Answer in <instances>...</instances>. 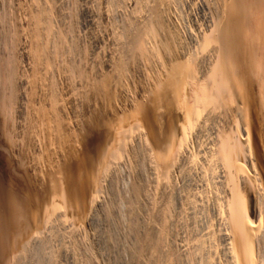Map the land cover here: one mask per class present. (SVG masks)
I'll return each instance as SVG.
<instances>
[{"label": "rangeland", "instance_id": "rangeland-1", "mask_svg": "<svg viewBox=\"0 0 264 264\" xmlns=\"http://www.w3.org/2000/svg\"><path fill=\"white\" fill-rule=\"evenodd\" d=\"M155 1L0 0V264H16L17 261H19L21 264H27L25 263L27 262V260H29L28 264H33L34 262H29H32L33 260L36 261L35 255H33L34 259L32 258V256L29 255L34 252L36 248L35 244L37 242L39 243V241H42L45 245V250L43 249V246L41 247V249H43L44 251L41 250L40 254H42L41 257L43 259V252H45L44 256H47V258L44 260V262L47 261L48 264L51 258V264H118V262L119 264H131L134 260L136 261L132 264H152L153 260L154 264H185V257L187 255H190V252H193L191 250L192 248H195L194 255L196 256V260L198 259L197 264H205L207 260V264H210V262H216L215 264H225L222 250L223 248L220 249L222 243L219 239L221 233L223 232V222L222 218L220 219V217H217L219 209L217 207L219 206V199L221 198V188H218L219 185H216L218 183L217 177L213 176L215 175V173L217 174L218 172V170L216 169L217 164L214 165V160L216 161V157H213V160V158L209 159L210 157L208 158V156H206V158L204 156L206 158V161H209L208 167L207 162H205V158H202L204 154L203 151H205V147L207 146L205 143L206 141L204 142L205 138L203 139V137L204 134H206V130H208L211 125H213L214 121H223L221 120V118L224 119V121L229 120V123L231 122L230 126L234 128L232 129L233 131L236 129V131L234 132H236L237 135L239 134V129H241L240 133H242L243 129L241 123L239 125L241 128L239 126L236 128V124H239L241 120L238 117H242L237 108V104L231 103L229 105L230 107H222L221 110L219 109L220 111L217 110L219 108L218 105H215L216 107L210 106V109L206 108L210 111H207L205 109L204 114H201V119L199 118L200 120H198L197 122V126H195V128H200L199 130L203 134H201L200 131L196 129V131L193 132L194 136L192 137V139L197 134L198 137H196L200 138L198 140H194L195 138L191 140L193 141L191 153L194 154L191 159H193L189 160L190 163L189 161L183 162L184 164H180L181 167L178 166V169L176 166L173 167L168 173L169 176L167 175L166 177H164L165 175H161L160 173L155 172L152 163L149 161V159H147L148 157L143 153L145 150L144 144H142V139L139 138L141 134L140 131H144V129L142 128L143 119L147 115V113L153 112V109L155 108L156 112H159L161 110L158 105L154 104L157 100L155 99L154 101L155 90L157 81L162 76L163 67H166L170 60L180 59V61H182L183 59L184 61L186 60V58L191 57V61L194 64L195 68L196 66H198V69L200 68L199 72L201 70V73H206V71H208L204 70L206 69L205 65L207 63L206 66L208 67L209 65L210 67L211 61H208L206 59L205 61L208 62L203 61L204 59L201 57L200 54L198 55L197 53L198 56L195 54L196 52L194 49H196V46L194 48L192 46L196 45L195 34H198L196 33L198 28L200 27V29H204L205 27V24H203V22L205 23V20L203 21V18H206L207 20L209 19L208 12L205 13L206 11L201 8L210 5L215 6L216 3L214 1L216 0H172L173 2L171 0H166V2L164 3L165 5L163 4L161 5V7L157 6V10L159 11V17L163 15L162 17H160V20L162 19V23L159 20L161 23L159 25L157 23L153 24L155 22H153L152 19H149L151 16V13H149L151 8L155 6V3L157 5V2ZM220 1L221 0H217V3H219L218 5H220ZM205 2H207L208 4H205ZM167 3H169V6H167ZM218 5H216L215 7H217ZM164 6H167V10H165L166 8ZM212 6H210L209 9H211ZM144 7H146V9ZM166 11H168L169 13ZM204 13L207 14L208 17L207 15L204 16ZM165 15L168 16L166 17ZM142 17L143 19H141ZM127 21L129 23H127ZM199 22H201L202 24ZM196 23L199 24L197 25ZM129 24L131 25V27ZM146 25L148 26V28H151L150 25H152L151 29H155L154 34L150 32L151 29H146ZM154 25H158V27ZM170 25L172 26V28H170ZM132 27L134 29H132ZM155 27H157L158 29ZM143 30L146 31H144V34L146 35H144L143 37V51L142 53H139L135 51L133 45L136 43H133V40L134 38H136L135 35L143 36ZM162 30H164L165 32ZM170 30H175L173 32L178 35L173 32H170ZM194 30H196L195 33ZM169 32L172 33V35ZM128 33H130L132 36ZM191 33L194 34V37ZM173 34H175L174 37ZM189 34H191V39L189 38ZM166 36H169V40ZM177 36L179 38H177ZM161 38L164 40H162ZM167 41H170L171 43L175 44L177 42V45L178 43H180V45H178L179 47L181 45L182 46L181 48H179L177 47V45L171 44ZM166 42L171 44L170 48H172V45L174 46L168 54H164L162 48L160 47L161 44L165 45ZM183 43H185V46ZM128 44L130 45L128 46ZM152 47L154 48V50ZM173 52L177 53V55H174ZM138 54L140 55L138 56ZM193 58H195V60H192ZM196 59L198 61H196ZM113 61L114 63H112ZM200 64H203L202 66H204L205 68L200 66ZM137 67L140 69H138ZM209 67L208 69L211 68ZM250 71H252V74H250L251 72H249V76L247 79V87L249 89L248 93L251 92L250 95L253 98H251V100L255 101L257 93L256 90L258 88L257 86H259L258 82H260L258 81V77L255 76H259L260 74L255 75V73L258 72L255 71L254 68H251ZM203 73L202 75H200L203 76ZM253 74L255 76H253ZM137 75H139V77ZM256 78L258 82H256ZM101 81H107L110 86L111 91L109 95L111 97V106H106V104L102 102L101 98L98 97V94H95L97 91L96 88ZM138 84H140L139 87ZM118 89L120 90V92ZM252 91L256 92L254 93ZM122 94L123 96H121ZM115 97L117 99H115ZM116 100L118 101V103ZM259 101L260 99H258V102ZM258 102L256 104H258ZM234 105H236V107ZM212 107H215V109H213L215 111H219V114H221V111H223L225 115L224 113H222L221 117L219 114L217 116V114H214L216 112L211 109ZM227 109L228 111L230 110L231 113L228 114V111L225 112V110ZM233 109H235V111L237 112H235ZM99 110L103 112L105 111L107 115L104 114V116L107 117V119L109 120H116L118 118L127 119L133 117V120L135 119V123L138 126L137 128L131 126L134 125V123L128 126L127 129L129 130V132L127 134H129V147L131 148L129 149V151H133H130L132 153L129 152L128 154H125V156H122V159H120L119 164L116 165L115 170H113L115 174L113 175V180L115 182L114 185L116 186L117 192H119L120 199H118L119 197L116 199V205H107L109 204L108 202L111 196L107 195L106 193H102L103 200L101 198L100 199L101 201H104V209H108V212L106 210H102L101 212L99 211L100 214H98V220H101L102 217L106 216L104 218L105 220L102 218V221H99L100 225H93L90 223L83 224L81 222H76V220L69 215H65V217L61 216L62 212L64 211V208L59 205L58 197H56L53 188L56 183H52L51 181L52 179L53 182L57 181L58 185L61 176H63L64 170H67L71 173L72 171L74 172L77 165L73 163V160L76 158L78 159V157L80 156L82 143L81 139H83L85 136L87 137V133L91 130V128H89L91 125V120L95 113ZM206 111L208 112V115ZM259 111V109L256 110V114L263 116L262 112ZM209 112H212L213 115H210ZM236 113H239L240 116H238V114ZM230 114H233V117L232 115L230 116ZM202 116L207 118L206 120L208 122L209 119H213V122L210 120L211 124L210 122L208 124V122L205 120V118L203 119ZM235 116L237 117L235 118ZM202 119L205 120L207 124H205ZM128 121L130 122V120H126L125 122L128 123ZM233 121L236 126L233 124ZM202 122H204V124ZM198 123L201 125L203 124L202 127L198 125ZM139 126L140 128H138ZM202 128L205 129V132H202ZM87 130L89 131L87 132ZM199 141H203V143H199ZM196 143H199L196 146L197 148L194 147V144ZM201 145H204L205 147H202ZM200 149L203 154L201 153ZM195 151L196 153H198V156L196 155ZM144 156L146 157L145 160L147 161L143 159L145 158ZM195 157H200L199 160L202 159L203 161H201L205 162L204 165H201V161V164L199 165V160L198 162L194 163L198 159H195ZM132 158L136 159L133 160ZM193 160L194 162H192ZM213 162L214 164H211ZM197 163L200 167L197 165ZM189 164L190 168L189 166H187ZM184 165L187 168L184 167ZM137 166L140 167L138 168ZM191 166L192 168H194L195 166V168L193 169L195 173L191 172ZM197 167L200 168V171L198 168L199 172L197 171ZM202 168L203 170L201 172ZM209 168H214L212 170H215L216 172H212V170H210ZM69 169H71L72 171H70ZM173 169L174 171H172ZM188 169H190V171ZM244 170L242 171V174L245 178H247V180L251 181V174L248 172V170ZM184 171L187 172L185 173ZM189 172H191L192 174ZM200 172H205L206 175L209 173L210 175L205 176L204 174L203 176L202 174H200ZM136 173L138 174L136 175ZM199 174L201 175L200 177ZM198 178H200V180ZM203 179H205L206 181ZM216 181L217 183H215ZM187 182L190 184H188ZM51 184H53V186ZM213 184L218 187L215 188V185ZM132 185L136 186L139 192H141V195L140 193H138L136 200L133 199V197L131 196L132 193H130ZM103 190L104 189H102V191ZM51 191H54L53 194H51ZM217 191L220 192L219 195ZM49 193L52 196H50ZM212 193L213 195H211ZM214 195L215 198H220H214L213 201ZM53 198L56 199L54 200ZM134 200L135 202H133ZM20 202L25 203L24 205L26 206V208H29L30 205L32 209H29L34 212L33 214H37L38 218V223L34 226L36 229H33L31 227L33 231L30 230L32 232L29 233L28 230L31 228L27 227L28 230L26 236V231L24 229L26 228V224H28V222L25 223L24 221L26 219L27 221H29L28 218L25 217V213L29 209L27 208L28 210H26V208L24 209L22 207H19L23 206ZM26 203L29 205H26ZM193 203L195 205H192ZM216 204L217 206H215ZM14 205H16L20 210L17 209V207ZM54 206L55 208H53ZM168 209H170L171 211ZM201 209H203L204 211ZM103 211L106 212L104 213ZM15 212L17 214H15ZM209 212H212V214H210ZM206 213H208V215ZM214 215H216L215 218H213ZM59 216L60 218H62V220L57 218ZM45 218L46 220H44ZM106 218H109V220H107ZM14 219H16V221ZM106 220L109 222H106ZM15 222L16 226H14ZM61 224H63V226ZM220 226L222 227V229ZM133 229H135L134 232L132 231ZM21 231H24V235H22L23 233H21ZM103 231H105V236ZM219 232L221 233L219 234ZM41 233L44 235H42ZM184 234L186 235L185 237ZM105 237L107 238L106 240H104ZM31 238L34 240H32ZM37 238L39 239L35 240ZM116 238L117 240H115ZM12 239L14 240L13 242ZM148 239L149 241H147ZM158 239H161L158 244L159 248H157ZM107 240L110 241L108 242ZM33 242L35 244H33ZM42 242L41 244L43 245ZM85 243L87 244V246H85ZM195 243H197V245ZM62 244L64 249L62 248ZM27 245L28 248L31 246L29 248L30 250L33 249L32 253L29 251L28 248L26 250V252L29 251V255H27L26 257L32 258V261H30L31 259L28 258H26L27 260H25V258H23L25 257V255H22L24 253L23 249L25 250ZM198 246H201L202 251ZM155 247L159 249V251ZM65 248L68 249L66 250ZM186 249L188 252H190L188 253ZM155 250L157 251L155 252ZM207 250L210 253L207 252ZM219 250H221V252H219ZM196 251L198 252L197 254ZM203 255L204 257H202ZM132 256H135V258H133ZM206 256H208V259L205 258ZM21 259L22 262L20 261ZM199 259L201 263H199ZM202 259L204 260L202 261ZM212 259H214V261ZM149 260L151 261V263ZM19 262L17 264H20Z\"/></svg>", "mask_w": 264, "mask_h": 264}, {"label": "bare ground", "instance_id": "bare-ground-1", "mask_svg": "<svg viewBox=\"0 0 264 264\" xmlns=\"http://www.w3.org/2000/svg\"><path fill=\"white\" fill-rule=\"evenodd\" d=\"M155 0H153L154 2ZM168 1V0H167ZM172 1V0H171ZM175 1V0H174ZM203 1V0H202ZM201 1V2H202ZM214 1V0H212ZM129 2V1H128ZM147 2V1H146ZM157 5L155 3V6L151 8L150 12V18L152 19L153 24H161L162 19L160 20L159 17V11L157 10V6L163 5L166 0H157ZM173 2V1H172ZM211 2V1H210ZM216 5L217 0L214 1ZM213 2V3H214ZM219 2V1H218ZM108 3V2H107ZM205 4H208L205 2ZM204 4V5H205ZM210 4V3H209ZM112 5V4H111ZM123 5V4H122ZM147 5V4H146ZM151 5V4H150ZM165 5V4H164ZM176 5V4H175ZM201 5V4H200ZM145 6V5H144ZM167 6H169V3H167ZM167 6H164L165 8ZM173 6V5H172ZM203 6V5H202ZM212 6V5H210ZM210 6H205L204 8H201L205 10L209 14V19L203 18V21L205 20L204 29H200V27L196 28L198 33L195 34V43L196 45L192 46L193 48L196 46L195 54H200L201 57L204 59L203 61L208 60L211 61L210 69L205 65V67L202 66L203 64H200V66L204 67V70L206 73H203V76L201 71L199 72L200 68L198 69L191 61V57L186 58V60L180 61L179 60H168V64L166 67H163L162 76L157 81L156 90H155V105H158V107L161 109L159 112H156V108L153 109V112L147 113V115L143 119V129L144 131H140V140L143 141L142 144H144V155H146L149 159V161L152 163L153 169L155 172L160 173L161 175H167L169 176V172L173 167L180 166V164H184L183 162L192 160L191 157L194 155L191 153L192 151V144L193 140H198V134L192 139L193 132L198 129L197 122L201 118V114L203 115L206 108L210 109V106H217V110H221L222 107L227 108L230 107L229 105L237 104V108L241 114L242 117L240 118L239 124L237 123L235 125L234 121L233 124L236 126V128L240 125L242 126V133H240L241 129H239V134L237 135L236 129L233 131L229 120L222 122L214 121L213 119H209V122L211 124V121L213 122V125H211L208 130L201 129L202 132H205L204 134V142L206 143V147L204 145H201L202 147H205V151H201L203 154V159L208 156L209 159H212L213 157H216V161L214 160L213 163L216 166V169L218 170L217 174L213 175L214 177H217V183L215 188H221L220 192L221 198L219 199V206L218 209V218H222L223 222V232H219L220 235V242L222 243L221 248H223V257H224V263L225 264H264V0H221L220 5L215 7L214 5L210 8ZM141 7V6H140ZM147 7V6H146ZM146 7H144L146 9ZM163 7V10H164ZM113 8V6H112ZM122 8V7H121ZM138 9V8H137ZM115 10V9H114ZM149 10V9H148ZM161 10V9H160ZM167 10V8L165 9ZM170 10V9H168ZM116 11V10H115ZM162 11V10H161ZM160 11V12H161ZM175 11V10H174ZM134 12V11H133ZM142 12V11H141ZM148 12V11H147ZM168 12V11H166ZM204 12V11H203ZM135 13V12H134ZM164 13V12H163ZM169 13V12H168ZM167 13V14H168ZM204 13V16L207 15ZM131 14V13H130ZM141 14V13H140ZM166 14V13H165ZM104 15V14H103ZM136 15V14H135ZM146 15V13H145ZM130 16V15H129ZM166 16V15H165ZM168 16V15H167ZM166 16V17H167ZM172 16V15H171ZM203 16V17H204ZM103 17V16H102ZM124 17V16H123ZM126 17V16H125ZM128 17V16H127ZM208 17V15H207ZM131 18V17H130ZM106 19V18H105ZM128 19V18H127ZM143 19V17L141 18ZM167 19V18H166ZM104 20V19H103ZM134 20V19H133ZM145 20V18H144ZM161 23H160V21ZM164 20V19H163ZM172 20V19H171ZM207 20V21H206ZM132 21V20H131ZM143 21V20H142ZM133 22V21H132ZM145 22V21H144ZM171 22V21H170ZM176 22V21H175ZM127 23H129L127 21ZM138 23V22H137ZM143 23V22H142ZM201 23V22H199ZM198 23V24H199ZM122 24V23H121ZM140 24V23H139ZM150 24V23H149ZM152 24V25H153ZM164 24V23H163ZM171 24V23H170ZM175 24V23H174ZM197 24V23H196ZM197 24V25H198ZM202 24V23H201ZM126 25V24H125ZM130 25V24H129ZM133 25V24H132ZM143 25V24H142ZM145 25V24H144ZM152 25L150 27L152 28ZM158 25H154L157 26ZM196 25V26H197ZM110 26V25H109ZM141 26V25H140ZM147 26V25H146ZM164 26V25H163ZM171 26V25H170ZM195 26V25H194ZM126 27V26H125ZM131 27V25H130ZM136 27V26H135ZM138 27V26H137ZM155 27V28H157ZM174 27V26H173ZM139 28V27H138ZM151 28H148L147 30H150ZM163 28V27H162ZM167 28V27H166ZM172 28V26L170 27ZM132 29H134L132 27ZM143 29V28H142ZM158 29V28H157ZM180 29V28H179ZM194 29V28H193ZM136 30V29H135ZM155 30V29H154ZM153 29L150 30L151 33L154 34ZM194 30V33L195 31ZM118 31V30H117ZM125 31V30H124ZM123 31V32H124ZM129 31V30H128ZM143 30V36L135 35L136 38H134L132 44L135 48L136 52L142 53L143 51V37L144 35ZM164 31V30H162ZM175 31V30H173ZM170 30V32H173ZM177 31V30H176ZM141 32V31H140ZM146 32V31H145ZM165 32V31H164ZM163 32V33H164ZM168 32V31H167ZM169 32V33H170ZM192 32V31H190ZM188 32V33H190ZM114 33V32H113ZM150 33V34H151ZM162 33V34H163ZM168 33V34H169ZM175 33V32H173ZM116 34V33H115ZM120 34V33H119ZM125 34V33H124ZM130 34V33H128ZM133 34V33H132ZM149 34V33H148ZM161 34V33H159ZM172 35V33H170ZM176 34V33H175ZM173 34V37L174 35ZM192 34V33H191ZM191 34H189V38L191 37ZM127 35V34H126ZM131 35V34H130ZM129 35V36H130ZM156 35V33H155ZM154 35V36H155ZM164 35V34H163ZM178 35V34H176ZM194 34H192L193 36ZM124 36V35H122ZM128 36V35H127ZM132 36V35H131ZM130 36V37H131ZM170 36V35H169ZM168 36V37H169ZM134 37V36H133ZM147 37V36H146ZM159 37V36H158ZM167 37V36H166ZM167 37V39H168ZM176 37V36H175ZM194 37V36H193ZM192 37V38H193ZM98 38V37H97ZM126 38V36H125ZM129 38V37H128ZM152 38V37H151ZM155 38V37H154ZM172 38V37H171ZM177 38H179L177 36ZM176 38V39H177ZM114 39V38H113ZM117 39V38H116ZM121 39V38H120ZM119 39V40H120ZM149 39V38H148ZM153 39V38H152ZM162 39V38H161ZM175 39V41H176ZM191 39V38H190ZM189 39V40H190ZM130 40V39H129ZM154 40V39H153ZM164 40V39H162ZM169 40V39H168ZM193 40V42H194ZM114 41V40H113ZM116 41V40H115ZM123 41V40H122ZM125 41V40H124ZM146 41V40H145ZM159 41V40H158ZM178 41V40H177ZM112 42V41H111ZM127 42V41H126ZM161 42V40H160ZM170 42V41H167ZM165 43V45L161 44L160 47L162 48L164 54L170 53V50L174 47L172 45V48H170L171 44L175 43ZM180 42V41H179ZM192 42V41H191ZM125 43V42H124ZM145 43V42H144ZM152 43V42H150ZM164 43V42H163ZM126 44V43H125ZM160 44V43H159ZM182 44V43H181ZM185 46V43H183ZM188 44V43H187ZM186 44V46H187ZM130 44H128L129 46ZM147 45V44H146ZM177 45V42L176 44ZM180 45V43H178ZM177 45V47H179ZM132 46V47H133ZM182 46V45H181ZM181 46L179 48H181ZM122 47V46H120ZM159 47V49H160ZM191 47V48H192ZM125 48V46H124ZM123 48V49H124ZM153 48V47H152ZM177 48V49H179ZM113 49V48H112ZM122 49V51H123ZM133 49V48H132ZM147 49V48H146ZM145 49V50H146ZM158 49V50H159ZM176 49V50H177ZM183 49V48H182ZM186 49V47H185ZM190 49V48H189ZM154 50V48H153ZM192 50V49H191ZM117 51V50H116ZM181 51V50H180ZM179 51V52H180ZM188 51V49H187ZM114 52V51H113ZM118 52V51H117ZM130 52V51H129ZM178 52V53H179ZM184 52V51H183ZM192 52V53H193ZM108 53V52H107ZM115 53V52H114ZM126 53V52H125ZM147 53V52H146ZM174 55L177 53L173 52ZM172 53V54H173ZM182 53V52H181ZM190 53V52H189ZM188 53V54H189ZM106 54V53H105ZM130 54V53H129ZM159 54V52H158ZM161 54V53H160ZM113 55V54H112ZM140 54H138L139 56ZM148 55V54H147ZM192 55V54H191ZM197 55V56H198ZM137 56V55H136ZM170 56V55H169ZM180 56V55H179ZM193 56V55H192ZM109 57V56H108ZM135 57V56H134ZM162 57V56H161ZM196 57V56H195ZM120 58V57H119ZM149 58V57H148ZM117 59V58H116ZM129 59V58H128ZM163 59V58H162ZM198 59V58H197ZM196 59V61H198ZM118 60V59H117ZM139 60V59H138ZM192 60H195L193 58ZM200 60V59H199ZM202 60V59H201ZM107 61V60H106ZM195 61V62H196ZM202 61V63H203ZM205 61V62H208ZM124 62V61H123ZM128 62V61H127ZM157 62V61H156ZM114 63V61L112 62ZM131 63V62H130ZM110 64V63H109ZM166 64V63H165ZM122 65V64H121ZM128 65V64H127ZM196 65V64H195ZM113 66V65H112ZM138 66V65H137ZM163 66V65H162ZM194 66V68H193ZM135 67V66H134ZM160 67V66H159ZM109 68V67H108ZM127 68V67H126ZM138 68V67H137ZM143 68V66H142ZM251 68H254L255 71L258 73H255V75L260 74L259 76H253L258 77L255 79L256 82L259 83V86H255L257 88L256 98L255 101L251 100L252 96L250 93H248V84L247 79L250 74H252V71H250ZM140 69V68H138ZM109 71V70H108ZM154 71V70H153ZM254 71V72H255ZM132 72V71H131ZM142 73V72H141ZM81 74V73H80ZM201 74V75H200ZM125 75V74H124ZM88 76V75H87ZM115 76V75H114ZM134 76V75H133ZM139 77V75H137ZM251 76V75H250ZM118 77V76H117ZM253 78V77H252ZM121 79V78H120ZM125 79V78H124ZM154 79V78H153ZM99 81V80H98ZM120 81V80H119ZM123 83V81H122ZM140 83V82H139ZM140 84H138L139 87ZM251 85V84H250ZM94 86V85H93ZM118 86V85H117ZM146 86V85H145ZM120 87V86H119ZM127 87V86H126ZM252 87V86H251ZM124 88V87H122ZM141 88V87H140ZM115 89V88H114ZM82 90V89H81ZM96 93L98 94V97L101 98L102 102L106 104V106L110 105V86L107 83V81H101L99 85L96 88ZM119 90V89H118ZM135 90V89H134ZM137 90V89H136ZM253 90V89H251ZM144 91V90H143ZM150 91V90H149ZM255 91V92H256ZM92 92V91H91ZM117 92V91H116ZM120 92V90H119ZM125 92V91H124ZM141 92V91H139ZM254 92V91H252ZM254 92V93H255ZM119 94V93H118ZM92 95V94H91ZM144 95V94H143ZM255 95V94H254ZM123 96V94L121 95ZM125 96V95H124ZM97 97V96H96ZM254 97V96H253ZM122 98V97H121ZM139 98V97H138ZM148 98V97H147ZM75 99V98H74ZM115 99H117L115 97ZM120 99V98H119ZM134 99V98H133ZM145 99V98H144ZM253 99V98H252ZM258 99L260 101L258 102ZM78 100V99H77ZM117 101V100H116ZM121 101V100H120ZM122 102V101H121ZM145 102V101H144ZM235 102V103H234ZM258 102V104H256ZM99 103V102H98ZM118 103V101H117ZM114 105V104H113ZM139 105V102H138ZM111 106V105H110ZM215 106V107H216ZM236 107V105H234ZM114 107V106H113ZM128 107V106H127ZM215 107H212L211 109H215ZM79 108V107H78ZM131 108V107H130ZM77 109V108H76ZM209 109H206L207 111ZM213 109V110H214ZM229 109V108H228ZM225 110L226 111H228ZM232 109V108H231ZM260 110L259 112H262L263 116L257 115L256 110ZM92 110V109H91ZM104 110V109H103ZM111 110V109H110ZM113 110V109H112ZM219 110V111H220ZM223 110V109H222ZM235 111V109H233ZM232 110V111H233ZM117 111V110H116ZM136 111V110H135ZM145 111V110H144ZM203 111V112H202ZM206 111L207 115L208 112ZM210 111V110H209ZM212 111V110H211ZM215 111V110H214ZM219 111H215L214 114H219ZM40 112V111H39ZM79 112V111H78ZM88 112V111H87ZM90 112V111H89ZM107 112V111H106ZM224 113L223 111H221ZM237 112V111H235ZM233 112V113H235ZM258 112V111H257ZM92 113V112H91ZM145 113V112H144ZM205 113V114H206ZM221 114L220 117H221ZM228 114L231 113L229 110L227 112ZM42 114V113H41ZM105 111H97L95 115L93 116L91 120V125L89 128L91 130H87V137L85 136L81 143V150H80V156L78 159H74L73 163H75L76 168L74 172L69 169L71 172H68L67 170L63 171V176H61L60 181L53 182L56 183L54 185V191L56 194V197H58L59 205H61L64 208V211L62 212L61 216L69 215L73 217L76 222L81 223H90L93 225H100L101 220H98V214L102 210H108L104 209V201H101L102 199V193H106L107 195L111 196L109 198V204H115L116 205V199H120L119 192L116 190V186L114 185L115 182L113 180V175L115 170V166L119 164L120 159H122V156H125V154H128L131 149L129 146L130 138L128 139L127 134L129 130L127 129L129 125H131L135 128H137L138 125H136L135 119L127 118V119H116V120H109L107 117L104 116ZM209 114L213 115V113L209 112ZM227 114V115H228ZM239 115V113H236ZM80 115V114H79ZM107 115V114H106ZM225 115V113H224ZM233 114H230V116ZM235 115V114H234ZM44 116V115H43ZM49 116V114H48ZM155 116V117H154ZM35 117V116H34ZM203 117V116H202ZM209 117V116H208ZM237 116H235L236 118ZM200 118V119H199ZM205 117H203L204 119ZM211 118V117H210ZM233 118V119H235ZM207 118H205V120ZM126 120H130L125 122ZM138 120V119H137ZM211 120V121H210ZM232 120V119H231ZM239 120V119H237ZM207 121V120H206ZM84 122V121H83ZM200 122V121H199ZM204 122H202L204 124ZM208 122V121H207ZM208 122V124H209ZM201 123V122H200ZM202 124V125H203ZM205 124H207L205 122ZM216 124V125H215ZM202 127L201 124L198 123ZM233 125V126H234ZM82 126V125H81ZM88 126V125H87ZM130 126V127H131ZM205 126V125H204ZM132 127V128H133ZM240 127V126H239ZM140 128V126L138 127ZM206 128V129H207ZM241 128V127H240ZM200 129V128H199ZM198 129V131H200ZM45 130V129H44ZM48 130V129H47ZM194 130V131H193ZM134 131V130H133ZM132 131V132H133ZM38 132V131H37ZM81 132V131H80ZM201 133V131H200ZM68 134V133H67ZM203 134V133H201ZM236 134V135H235ZM36 135V134H35ZM45 135V134H44ZM83 135V134H82ZM59 136V135H58ZM139 136V135H138ZM203 136V135H202ZM46 137V136H45ZM46 139V138H45ZM61 139V138H60ZM139 140V139H137ZM52 141V140H51ZM53 142V141H52ZM203 141H199V143ZM132 143V142H131ZM137 143V142H136ZM195 143V141H194ZM199 143L194 144V147H196ZM133 145V144H132ZM137 146V145H136ZM62 147V146H61ZM77 147V146H76ZM139 147V146H138ZM141 147V146H140ZM143 147V145H142ZM35 148V147H34ZM54 148V147H53ZM134 148V147H133ZM137 148V147H136ZM197 148V147H196ZM1 149V148H0ZM204 149V148H202ZM32 151V150H31ZM135 151V150H134ZM142 151V150H141ZM136 152V151H135ZM132 153V152H130ZM134 153V152H133ZM141 153V152H140ZM196 153V151H195ZM136 154V153H135ZM198 153H196L197 155ZM141 155V154H140ZM195 155V156H196ZM200 155V152H199ZM129 156V155H127ZM131 156V155H130ZM198 156V155H197ZM205 156V157H204ZM132 157V156H131ZM137 157V156H136ZM145 157V156H144ZM125 158V157H124ZM198 158L195 162L194 160L192 162L196 163L198 162L200 157H195V159ZM207 158V157H206ZM205 158V162L206 161ZM133 159V158H132ZM136 159V158H134ZM133 159V160H134ZM142 159V158H141ZM144 160L146 159L143 158ZM202 160V159H201ZM199 160V165L201 164ZM208 160V159H207ZM212 160V161H213ZM137 161V160H136ZM147 161V160H145ZM203 161V160H202ZM201 161V162H202ZM132 162V160H131ZM191 162V163H192ZM205 162H202V166ZM211 162V160H210ZM7 163V162H6ZM42 163V162H41ZM52 163V162H51ZM71 163V164H73ZM129 163V162H128ZM135 163V162H134ZM190 163V161H189ZM209 161L207 162L208 166ZM70 164V165H71ZM130 164V163H129ZM69 165V166H70ZM74 165V166H75ZM131 165V164H130ZM149 165V164H148ZM186 165V164H185ZM184 165V167H186ZM192 165V164H191ZM196 165V164H195ZM198 165V163H197ZM198 165V166H199ZM21 166V165H20ZM59 166V165H58ZM135 166V165H134ZM190 168V164L187 165ZM138 167V166H137ZM136 167V168H137ZM140 167V166H139ZM138 167V168H139ZM200 167V166H199ZM197 167V171L198 168ZM209 167V166H208ZM207 167V169H208ZM211 167V166H210ZM25 168V167H24ZM71 168V167H70ZM128 168V167H127ZM187 168V167H186ZM195 168V166H194ZM194 168H192V173L194 172ZM205 168V167H203ZM201 169V172L203 170ZM215 168V166H214ZM214 168H209L210 170ZM248 168V169H245ZM134 169V168H133ZM181 169V168H180ZM206 169V170H207ZM248 170V172L251 174L250 177H252V180L249 181L247 178L244 177L242 174L243 170ZM4 170V169H3ZM57 170V169H56ZM183 170V169H182ZM190 171V169H188ZM187 170V171H188ZM244 170V171H245ZM139 171V170H138ZM137 171V172H138ZM141 171V170H140ZM152 171V170H151ZM174 171V169L172 170ZM179 171V170H178ZM187 171H184L185 173ZM196 171V170H195ZM196 171V172H197ZM200 171V168H199ZM198 171V172H199ZM205 171V169H204ZM209 171V170H208ZM215 170H212V172ZM133 172V171H132ZM182 172V171H181ZM189 172V173H191ZM197 172V173H198ZM203 176L205 174L201 173ZM216 172V171H215ZM247 172V173H248ZM134 173V172H133ZM172 173V172H171ZM191 173V174H192ZM53 174V173H52ZM138 173H136L137 175ZM182 174V173H181ZM199 174V177L201 176ZM213 174V173H212ZM194 175V174H193ZM197 175V174H196ZM207 175H210L209 173ZM205 174V176H207ZM52 176V175H51ZM171 176V175H170ZM192 176V175H191ZM198 176V175H197ZM195 176V177H197ZM212 176V175H211ZM209 176V177H211ZM46 177V176H45ZM139 177V176H138ZM185 177V176H184ZM194 177V178H195ZM47 178V177H46ZM129 178V177H128ZM150 178V177H149ZM159 178V177H158ZM163 178V177H162ZM161 178V179H162ZM203 178V177H202ZM206 178V177H205ZM56 179V178H54ZM185 179V178H184ZM191 179V178H190ZM200 180V178H198ZM216 179V178H215ZM214 179V180H215ZM41 180V179H40ZM171 180V179H169ZM186 180V179H185ZM192 180V179H191ZM195 180V179H193ZM205 180V179H203ZM212 180V179H211ZM12 181V180H11ZM206 181V180H205ZM248 181V182H247ZM142 182V181H141ZM169 182V181H168ZM105 183V184H104ZM188 183V182H187ZM193 183V182H192ZM191 183V184H192ZM197 183V182H196ZM214 183V181H213ZM104 184V185H103ZM190 184V183H188ZM16 185V184H15ZM21 185V184H20ZM53 186V184H51ZM50 185V186H51ZM172 185V184H171ZM195 185V184H194ZM48 186V185H47ZM51 186V187H52ZM138 186V185H137ZM200 186V185H199ZM13 187V186H12ZM49 187V186H48ZM207 187V185H206ZM212 187V186H211ZM214 187V186H213ZM17 188V187H15ZM19 188V187H18ZM217 188V189H218ZM23 189V188H22ZM102 189H104L102 191ZM141 189V188H139ZM216 189V190H217ZM21 190V189H20ZM19 190V191H20ZM49 190V189H48ZM119 190V189H118ZM166 190V189H165ZM211 190V189H210ZM214 190V189H213ZM215 190V191H216ZM15 191V190H14ZM54 191H51V194H53ZM131 196L133 199L136 200L139 192L138 188L136 186H131L130 189ZM160 191V190H159ZM162 191V190H161ZM50 192V191H49ZM198 192V191H197ZM22 193V192H21ZM214 193V192H213ZM213 193L211 195H213ZM148 194V193H147ZM195 194V193H194ZM193 194V195H194ZM18 195V194H17ZM50 195V193H49ZM154 195V194H153ZM192 195V196H193ZM52 196V195H50ZM55 196V195H54ZM162 196V195H160ZM195 196V195H194ZM204 196V195H203ZM196 197V196H195ZM206 197V196H205ZM19 198V197H18ZM52 198V197H51ZM101 198V199H100ZM215 195L213 197L214 201ZM215 198V199H216ZM21 199V198H20ZM54 199V198H53ZM56 199V198H55ZM54 199V200H55ZM105 199V198H104ZM147 199V198H146ZM145 199V200H146ZM16 200V199H15ZM14 200V201H15ZM19 200V199H18ZM22 200V199H21ZM103 200V199H102ZM135 200L133 202H135ZM141 200V199H140ZM165 200V199H164ZM25 201V200H23ZM28 201V200H27ZM26 201V202H27ZM131 201V200H130ZM167 201V200H166ZM169 201V200H168ZM216 201V202H217ZM51 202V201H49ZM147 202V201H146ZM201 202V201H200ZM11 203V202H10ZM22 203L19 206L22 208H26L24 205L25 203ZM19 203V205H20ZM28 203V202H27ZM26 205H29L27 204ZM55 203V202H54ZM163 203V202H162ZM185 203V202H184ZM188 203V202H187ZM195 203V202H194ZM192 205H195V204ZM204 203V202H202ZM42 204V203H41ZM121 204V203H120ZM137 204V203H136ZM168 204V203H167ZM197 204V203H196ZM206 204V203H205ZM18 205V203H17ZM58 205V204H56ZM149 205V204H148ZM191 205V207H192ZM203 205V204H202ZM13 206V205H12ZM16 206V205H14ZM44 206V205H43ZM46 206V204H45ZM44 206V207H45ZM48 206V205H47ZM50 206V205H49ZM106 206V205H105ZM126 206V205H125ZM133 206V205H132ZM136 206V205H135ZM198 206V205H197ZM205 206V205H204ZM217 206V204L215 205ZM17 207V206H16ZM41 207V205H40ZM61 207V208H62ZM109 207V206H108ZM106 207V208H108ZM162 207V206H161ZM166 207V206H165ZM188 207V206H186ZM195 207V206H194ZM207 207V205H206ZM21 208V210H22ZM28 208V207H27ZM26 210H28L29 208ZM34 208V207H33ZM55 208V206L53 207ZM58 208V207H57ZM115 208V207H114ZM135 208V207H134ZM196 208V207H195ZM17 209H19L17 207ZM23 209V212H24ZM32 209V208H31ZM29 209L25 213V217L28 218L24 221L26 224V228L24 229L25 236L27 234V230L29 228L36 229L34 226L38 223L37 214H33L34 212ZM46 209V208H44ZM165 209V208H164ZM189 209V208H188ZM197 209V208H196ZM200 209V208H199ZM204 209V208H203ZM201 209V210H203ZM215 209V208H214ZM20 210V209H19ZM18 210V211H19ZM42 210V209H41ZM122 210V208H121ZM133 210V209H131ZM138 210V209H137ZM166 210V209H165ZM170 210V209H168ZM190 210V209H189ZM188 210V211H189ZM198 210V209H197ZM213 210V208H212ZM216 210V209H215ZM17 211V212H18ZM47 211V210H46ZM100 211V212H99ZM105 211V212H106ZM110 211V210H109ZM113 211V210H112ZM135 211V209H134ZM149 211V210H148ZM171 211V210H170ZM195 211V210H194ZM204 211V210H203ZM54 212V211H53ZM99 212V213H98ZM104 212V211H103ZM102 212V213H103ZM104 212V213H105ZM108 212V211H107ZM123 212V211H122ZM208 212V210H207ZM217 212V211H216ZM43 213V212H41ZM58 213V212H57ZM189 213V212H188ZM196 213V212H195ZM202 213V212H201ZM210 213V212H209ZM15 214H17L15 212ZM46 214V213H45ZM60 214V213H59ZM127 214V213H126ZM145 214V213H144ZM200 214V213H199ZM208 215V213H206ZM204 214V215H206ZM212 214V212L210 213ZM24 215V213H23ZM47 215V214H46ZM44 215V216H46ZM106 215V214H104ZM116 215V214H115ZM131 215V214H130ZM196 215V214H195ZM109 216V215H107ZM134 216V215H133ZM148 216V214H147ZM191 216V214H190ZM216 215H214L213 218H215ZM67 217V216H66ZM120 217V216H119ZM156 217V216H155ZM203 217V216H202ZM62 220V218L57 217ZM130 218V217H129ZM157 218V217H156ZM161 218V217H160ZM217 218V219H218ZM12 219V218H11ZM41 219V218H40ZM39 219V220H40ZM48 219V218H47ZM73 219V220H74ZM100 219V217H99ZM107 219V218H106ZM112 219V218H111ZM133 219V218H132ZM149 219V218H148ZM186 219V218H185ZM16 221V219H14ZM13 220V222H14ZM20 220V219H19ZM46 220V218L44 219ZM58 220V219H57ZM105 220V219H104ZM109 220V218L107 219ZM106 222H109L107 221ZM113 220V219H112ZM191 220V219H190ZM189 220V221H190ZM55 221V220H54ZM100 221V222H99ZM157 221V220H156ZM159 221V220H158ZM185 221V220H184ZM194 221V220H193ZM216 221V219H215ZM219 221V220H218ZM217 221V222H218ZM41 222V221H40ZM61 222V221H60ZM155 222V221H154ZM208 222V221H207ZM221 222V220H220ZM18 223V222H17ZM45 223V222H44ZM51 223V222H50ZM57 223V222H56ZM113 223V222H112ZM150 223V222H149ZM171 223V222H169ZM174 223V222H173ZM16 222L14 223V226ZM40 224V223H39ZM49 224V223H48ZM53 224V223H52ZM105 224V223H103ZM111 224V222H110ZM115 224V223H114ZM118 224V223H117ZM130 224V223H129ZM147 224V223H146ZM168 224V223H167ZM195 224V223H194ZM28 225V226H27ZM51 225V224H50ZM49 225V226H50ZM63 226V224H61ZM68 225V224H67ZM81 225V224H80ZM107 225V224H106ZM105 225V226H106ZM153 225V224H152ZM185 225V224H183ZM18 226V225H17ZM47 226V225H46ZM72 226V225H71ZM108 226V225H107ZM135 226V225H134ZM147 226V225H146ZM168 226V225H167ZM201 226V225H200ZM222 226V223H221ZM220 226V227H221ZM44 227V225H43ZM104 227V226H101ZM115 227V225H114ZM181 227V226H180ZM179 227V228H180ZM211 227V226H210ZM22 228V227H21ZM29 229V233H31L33 230ZM49 228V227H48ZM53 228V227H52ZM80 228V227H78ZM149 228V227H148ZM173 228V227H172ZM194 228V227H193ZM209 228V227H208ZM207 228V229H208ZM70 229V228H69ZM104 229V228H103ZM118 229V228H117ZM195 229V228H194ZM197 229V227H196ZM212 229V228H211ZM222 229V227H221ZM32 230V231H30ZM56 230V229H55ZM75 230V229H74ZM121 230V229H120ZM135 229L132 231L134 232ZM188 230V229H187ZM216 230V229H214ZM44 231V230H43ZM53 231V230H51ZM50 231V232H51ZM119 231V230H117ZM168 231V230H167ZM207 231V230H206ZM24 231H21L23 233ZM76 232V231H72ZM99 232V231H98ZM105 231H103L104 233ZM125 232V231H124ZM132 232V233H133ZM149 232V231H148ZM155 232V231H154ZM160 232V231H158ZM192 232V230H191ZM210 232V231H209ZM18 233V232H17ZM59 233V232H57ZM156 233V232H155ZM196 233V232H195ZM215 233V232H214ZM42 234V233H41ZM48 234V233H47ZM145 234V233H144ZM149 234V233H148ZM162 234V233H161ZM171 234V233H170ZM13 235V234H12ZM17 235V234H16ZM24 235V233L22 234ZM44 235V234H42ZM76 235V234H75ZM116 235V234H115ZM136 235V234H135ZM213 235V233H212ZM105 236V233H104ZM144 236V235H143ZM147 236V235H145ZM186 235L184 234V237ZM6 237V236H5ZM15 237V236H14ZM20 237V236H18ZM17 237V238H18ZM129 237V236H128ZM201 237V236H200ZM219 237V236H218ZM159 238V237H158ZM16 239V238H14ZM32 239V238H31ZM39 238L35 239L38 240ZM44 239V238H43ZM71 239V237H70ZM73 239V238H72ZM107 238L105 237L104 240ZM143 239V238H142ZM157 239V237H156ZM170 239V238H169ZM192 239V238H191ZM198 239V238H197ZM213 239V238H212ZM27 240V239H26ZM34 240V239H32ZM49 240V239H48ZM101 240V239H100ZM111 240V239H110ZM109 240V241H110ZM117 240V238L115 239ZM125 240V239H124ZM138 240V239H137ZM145 240V239H144ZM167 240V239H166ZM183 240V239H182ZM14 240L12 239V242ZM20 241V240H19ZM22 241V240H21ZM30 241V240H29ZM28 241V242H29ZM44 241V240H43ZM76 241V240H75ZM102 241V240H101ZM108 241V240H107ZM108 241V242H109ZM134 241V240H133ZM146 241V240H145ZM149 241V239L147 240ZM155 241V240H154ZM161 241V239H158V243ZM188 241V240H187ZM186 241V242H187ZM207 241V240H206ZM42 241H39V243L35 241L33 244H35L36 248L34 252L30 250L28 245L23 249L22 255L25 257V260L31 259L35 255V260L29 263H35V264H48V262H44V260L47 258V256H44L43 252L44 249V243L41 244ZM105 242V241H104ZM103 242V243H104ZM185 242V241H183ZM190 242V239H189ZM213 242V241H211ZM215 242V241H214ZM219 242V241H218ZM4 243V242H3ZM15 243V242H14ZM32 243V242H31ZM106 243V242H105ZM122 243V242H121ZM131 243V241H130ZM202 243V242H201ZM200 243V244H201ZM220 243V244H221ZM17 244V243H16ZM20 244V243H19ZM32 244V245H33ZM86 244V243H85ZM154 244V243H153ZM189 244V243H187ZM197 245V243H195ZM199 244V245H200ZM206 244V243H205ZM218 244V243H217ZM12 245V244H11ZM31 245V244H30ZM75 245V244H74ZM105 245V244H104ZM122 245V244H121ZM156 245V246H157ZM194 245V244H192ZM17 246V245H15ZM43 246V249L41 247ZM87 246V244L85 245ZM89 246V245H88ZM134 246V245H133ZM182 246V245H181ZM203 246V245H202ZM19 247V246H18ZM25 247V246H24ZM34 247V246H33ZM107 247V245H106ZM126 247V246H125ZM140 247V246H139ZM150 247V245H149ZM153 247V246H152ZM196 247V246H195ZM199 247V246H198ZM27 248L32 253L31 255L28 254L29 251L26 252ZM63 248V244H62ZM156 248V247H155ZM154 248V249H155ZM159 248V245L158 247ZM156 248V249H157ZM187 248V247H186ZM197 248V247H196ZM201 249V246L199 247ZM205 248V247H204ZM214 248V247H213ZM64 249V248H63ZM66 249V248H65ZM68 249V248H67ZM66 249V250H67ZM75 249V248H74ZM108 249V248H107ZM123 249V248H122ZM121 249V250H122ZM129 249V248H128ZM143 249V248H142ZM141 249V250H142ZM153 249V250H154ZM189 249V248H188ZM195 249V248H194ZM192 248L191 250L193 252H190V255H187L185 257V264H197L196 256L194 255L195 251ZM41 250H43V259ZM78 250V249H77ZM91 250V249H90ZM114 250V249H113ZM159 251V249H157ZM155 250V252L157 251ZM199 250V249H198ZM216 250V249H214ZM89 251V250H88ZM115 251V250H114ZM184 251V250H183ZM187 251V249H186ZM200 251V250H199ZM202 251V249H201ZM20 252V255H21ZM62 252V251H60ZM91 252V251H90ZM89 252V253H90ZM125 252V251H124ZM130 252V251H129ZM142 252V251H141ZM188 252V251H187ZM188 252V253H189ZM204 252V251H203ZM207 252H209L207 250ZM217 252V251H216ZM221 252V250H219ZM143 253V252H142ZM198 252L196 251V254ZM210 253V252H209ZM208 253V254H209ZM65 254V253H64ZM81 254V253H80ZM112 254V253H111ZM118 254V253H117ZM134 254V253H133ZM158 254V253H157ZM162 254V253H161ZM204 254V253H203ZM206 254V253H205ZM215 254V253H214ZM19 255V256H20ZM27 255L32 256V258L26 257ZM49 255V254H48ZM60 255V254H59ZM86 255V254H84ZM152 255V254H151ZM150 255V256H151ZM166 255V254H165ZM175 255V254H174ZM207 255V254H206ZM18 256V255H17ZM67 256V255H66ZM81 256V255H80ZM79 256V258H80ZM91 256V255H90ZM115 256V255H114ZM199 256V255H198ZM210 256V255H209ZM53 257V256H52ZM55 257V256H54ZM58 257V256H56ZM85 257V256H84ZM120 257V256H119ZM127 257V256H126ZM133 257V256H132ZM145 257V256H144ZM149 257V256H148ZM204 257V255L202 256ZM206 256L205 258H207ZM10 258V256H9ZM69 258V257H68ZM82 258V257H81ZM131 258V257H130ZM129 258V259H130ZM135 258V256L133 257ZM200 258V257H198ZM211 258V257H210ZM209 258V261H210ZM216 258V257H214ZM19 259V258H18ZM34 259V258H33ZM75 259V258H74ZM77 259V258H76ZM115 259V258H114ZM153 259V258H151ZM150 259V260H151ZM208 259V258H207ZM15 260V259H14ZM24 260V259H23ZM52 260V258H51ZM50 260V261H51ZM56 260V259H55ZM62 260V259H61ZM68 260V259H67ZM86 260V259H85ZM110 260V259H109ZM120 260V259H119ZM124 260V259H123ZM149 260V261H150ZM173 260V259H172ZM204 259H202L203 261ZM214 261V259H212ZM220 260V259H219ZM12 261V260H11ZM22 262V259L20 260ZM28 261L25 262L28 264ZM49 261V260H48ZM49 261V264H51ZM77 261V260H76ZM82 261V260H81ZM90 261V260H89ZM134 260L133 262H135ZM154 261V260H153ZM152 261V264L154 262ZM159 261V260H158ZM19 261H17L18 263ZM52 262V261H51ZM86 262V261H84ZM92 262V260H91ZM118 262V261H117ZM121 262V261H120ZM132 262V263H133ZM208 262V260H207ZM207 262L205 264H207ZM222 262V261H221ZM16 263V264H17ZM20 263V262H19ZM24 263V262H23ZM33 263V264H34ZM130 263V261H129ZM131 263V264H132ZM139 263V262H138ZM151 263V261H150ZM167 263V262H166ZM173 263V262H172ZM176 263V262H175ZM199 263L200 259H199ZM214 262H210L212 264ZM216 263V262H215ZM214 263V264H215ZM220 263V262H219ZM21 264V263H20ZM115 264V263H114ZM119 264V262H118ZM121 264H127V263H121ZM135 264V263H134ZM137 264V263H136ZM168 264V263H167ZM184 264V263H182ZM202 264V263H201ZM221 264V263H220Z\"/></svg>", "mask_w": 264, "mask_h": 264}]
</instances>
